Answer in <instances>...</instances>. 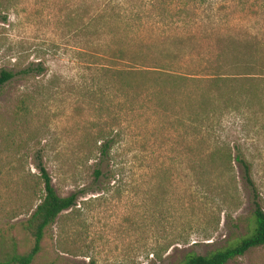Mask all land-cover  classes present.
Wrapping results in <instances>:
<instances>
[{
    "label": "rangeland",
    "instance_id": "obj_1",
    "mask_svg": "<svg viewBox=\"0 0 264 264\" xmlns=\"http://www.w3.org/2000/svg\"><path fill=\"white\" fill-rule=\"evenodd\" d=\"M253 38L264 52V0H0V73L15 74L0 90L6 248L32 247L24 224L45 195L40 166L61 197L88 192L48 228L33 264H180L248 236L254 202L241 165L223 174L201 159L239 146L264 210V113L224 114L218 132L195 135L186 119L207 85L156 96L151 81L103 71L92 55L143 40L186 53L200 72L231 39ZM229 264H264V246Z\"/></svg>",
    "mask_w": 264,
    "mask_h": 264
},
{
    "label": "trees",
    "instance_id": "obj_2",
    "mask_svg": "<svg viewBox=\"0 0 264 264\" xmlns=\"http://www.w3.org/2000/svg\"><path fill=\"white\" fill-rule=\"evenodd\" d=\"M203 1V0H202ZM256 39H231L227 47L221 49L215 60L208 62V69L193 72L187 69L186 56L182 51L162 49L154 53L147 41L127 39L126 50L113 54L97 53L92 55V64L103 71L120 73L129 82L131 80L151 81L155 95L177 94L192 83L207 85L197 109L187 120L195 135L206 136L218 132L224 114L248 117L264 113V94L259 89L264 86V52L257 51ZM181 40H175L178 43ZM226 42V41H225ZM136 48V49H134ZM181 53V54H180ZM107 54V55H106ZM106 61L108 65L100 62ZM122 62L124 68L119 71L113 65ZM99 64V65H98ZM111 64V65H110ZM32 67L21 71L23 77L33 73ZM15 78L9 71L0 73V90ZM206 98V99H205ZM104 140V139H102ZM113 141H105L99 148L101 158H109ZM201 156V155H200ZM201 162L221 169L223 174L233 173V162L241 165L245 181L253 193L254 212L252 216V232L236 243L221 248L206 256L188 255L180 264H229L245 256L249 251L264 246V210L259 202L256 186L251 178V167L244 152L239 146L229 147L225 143L215 145L208 153H204ZM45 186V195L32 216L25 222L24 230L32 240V247L20 252L15 241L7 243L0 238V264H33L42 251L45 234L58 217L77 207L78 198L88 191L61 197L56 192L53 181L45 167L40 166ZM95 179L102 176L100 169L94 171ZM6 250H5V249Z\"/></svg>",
    "mask_w": 264,
    "mask_h": 264
}]
</instances>
